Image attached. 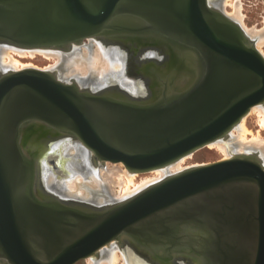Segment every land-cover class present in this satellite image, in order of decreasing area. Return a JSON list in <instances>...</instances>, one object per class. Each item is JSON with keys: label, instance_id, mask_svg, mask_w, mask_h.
<instances>
[{"label": "water", "instance_id": "95a60500", "mask_svg": "<svg viewBox=\"0 0 264 264\" xmlns=\"http://www.w3.org/2000/svg\"><path fill=\"white\" fill-rule=\"evenodd\" d=\"M211 1L0 0V44L98 37L125 44L127 57L151 45L168 54L162 64L129 66L126 75L147 81L140 95L116 84L83 87L56 71L0 68L1 264H74L123 236L146 264H264L258 153L193 165L96 205L50 190L28 140L30 130L53 131L99 161L147 172L227 138L264 102V55ZM183 225L184 243H171Z\"/></svg>", "mask_w": 264, "mask_h": 264}, {"label": "bare ground", "instance_id": "6f19581e", "mask_svg": "<svg viewBox=\"0 0 264 264\" xmlns=\"http://www.w3.org/2000/svg\"><path fill=\"white\" fill-rule=\"evenodd\" d=\"M211 2L219 7L226 17L234 21L240 28L242 27L241 29L249 40L261 51V47L264 45V27L260 29L244 27L239 0L232 3L231 0H212ZM226 5H231L233 8L231 13L226 11ZM119 47H109L98 37H88L80 42L69 43L62 47L27 48L0 44V68L15 69L21 63L16 56L33 57L35 53H39L48 59L49 57L56 58V62L54 61L55 63L51 67L58 69V77L62 80L76 77L82 81V85L90 86L94 90L118 80L123 87L138 92L140 83H134L132 79L123 74L124 54ZM249 112L257 115L259 125L264 130V102L254 105ZM246 115L232 128L227 138H219L209 143L208 147L212 146L221 151L226 158L230 154L231 156L247 154V151L252 152V150L259 152L264 157V137L260 131L255 133L246 126ZM49 134L53 136V131L44 132L38 128L28 139L32 145V156L37 158L38 172L45 177L47 187L61 197H69L96 205H104L112 200L127 199L149 185L182 171L184 169L183 162L187 157V155L183 156L164 167L145 172L146 174L141 173L142 176L138 177L141 175L140 173L130 171L122 162H113L108 165L106 162L97 160L98 158L87 146L71 136L50 145L47 141L50 140L47 139ZM39 137L43 138L39 139ZM46 146H49L48 150L42 153ZM114 184H117L119 188L118 193L112 187ZM173 233H176V238L179 240L175 238L172 241V236L171 243L176 241L184 243V225ZM133 246L131 239L123 236L120 242L115 241L105 245L96 253L84 258L85 263L137 264L135 257L139 256Z\"/></svg>", "mask_w": 264, "mask_h": 264}, {"label": "rangeland", "instance_id": "374dc122", "mask_svg": "<svg viewBox=\"0 0 264 264\" xmlns=\"http://www.w3.org/2000/svg\"><path fill=\"white\" fill-rule=\"evenodd\" d=\"M232 2H235V0H231V3ZM239 2L241 4L240 7H242V8H240V10H241V13L243 15L242 22H243L244 27L250 28V29H252L251 27H255L253 29L263 28L264 27V0H239ZM232 10H233V8L231 7V5H226V11L231 13ZM260 52H262L264 54V45L261 47ZM16 57L20 60L21 63L19 65V67L15 68L14 70L23 69V66H24V68L25 67H35V68H40V69H45V70L50 69L52 71H56L57 75L59 76L58 69L56 67L55 68L51 67L56 62L55 57H49V59H48V58L44 57L43 55H40L39 53H35V55L33 57H31V56H26V57L25 56H16ZM31 64H32V66H30ZM110 77H112V76H110ZM70 79H72V78H68V79L66 78V80H70ZM77 81L79 82L78 84L80 86H83V87L87 86L84 84L82 85V83H81L82 81L80 79H77ZM88 87H90V86H88ZM245 122H246V126L250 130H252L255 133L260 131L264 137V130L260 127L256 114H254V113L252 114L251 112H249L246 115V121ZM52 137L53 136L49 135V136H47V139H52ZM41 138H43V137H39V139H41ZM208 146H210V144L207 146L201 147L198 150H196L195 152L187 155V157H185L186 158L185 161L183 162L184 169L187 167H191L193 165L213 162V161H217V160L226 158L224 153L217 150L216 148H213L212 146L211 147H208ZM254 152L258 153V155H260V157L264 161V157H262L261 154H259V152H257V151L252 150V152L247 151L246 153L251 154ZM230 156H231V154L229 155V157ZM106 163H108V165L113 164V162H110V161H107ZM138 173L146 174L145 172H138ZM141 176H142V174L139 175L138 177H141ZM112 187L114 188V191L116 193H118L119 188H118L117 184L116 185L114 184ZM123 200H125V199L117 200V201H123ZM112 201H116V200H112ZM128 244H130V243L128 242ZM140 259L141 258H139V257H135V261L137 264H145L146 263L145 261H142ZM81 260L82 261L79 260L78 262H76L74 264H86L85 259H81Z\"/></svg>", "mask_w": 264, "mask_h": 264}, {"label": "flooded vegetation", "instance_id": "af4514ba", "mask_svg": "<svg viewBox=\"0 0 264 264\" xmlns=\"http://www.w3.org/2000/svg\"><path fill=\"white\" fill-rule=\"evenodd\" d=\"M103 42V41H102ZM107 46L109 45V47L111 46H120L119 47V49L121 50V52H122V54H124V62H125V66H124V71H123V74L126 76V77H128V78H130V79H132L133 81H134V83H140V87H139V89H138V92L136 91V92H133V91H131V90H129V89H126V90H128L131 94H136V95H140L141 93H144V91H145V88H147V81H146V79H142V78H140L139 76H135V74L133 75H126V74H128V70H129V66L131 67V66H133V64H134V62H136V61H142V60H155V62H158L159 64H162V63H164V62H166V61H168L167 59H168V57H167V55L165 54V52H164V50H163V48H161V47H159V46H156V45H154V46H149L148 47V49L146 48V49H144L142 52H139L138 53V56H137V54L135 55V54H133V53H131L130 52V50H129V57H127V46L125 45V44H123V43H121L122 45H119L118 43H109L108 44V41H106V42H104ZM115 44V45H114ZM127 47V48H126ZM136 47V46H135ZM156 47V48H155ZM126 48V49H125ZM130 48H132L131 46H130ZM134 48V47H133ZM129 49V48H128ZM127 50V51H126ZM146 50V51H145ZM153 50V51H152ZM156 50V51H155ZM148 51V52H147ZM146 52V53H145ZM152 52H153V54H152ZM150 56V57H149ZM160 56V57H159ZM163 56V57H162ZM139 57V58H138ZM154 57V58H153ZM126 58V59H125ZM161 58H162V60H161ZM138 59V60H137ZM159 59V60H158ZM139 61V62H140ZM129 62V65L128 66H126V63H128ZM127 69V71H126V69ZM131 70H132V68H131ZM130 70V71H131ZM120 85L121 86V82H114V83H110L109 85L111 86V85ZM162 85V84H161ZM108 86V85H107ZM106 85L104 86V87H107ZM34 131L33 130H30V134H32ZM27 134H28V132H27ZM50 135V134H49ZM29 139V138H28ZM57 139V140H56ZM62 139H65V137L63 138V137H58V138H53L52 137V139H50L49 141H48V143L50 144V145H53L54 143H56V142H59L60 140H62ZM26 140H27V138H26ZM55 140V141H54ZM133 244V243H132ZM134 245V244H133ZM135 246V245H134ZM80 261H82V260H80ZM1 264V263H0Z\"/></svg>", "mask_w": 264, "mask_h": 264}]
</instances>
